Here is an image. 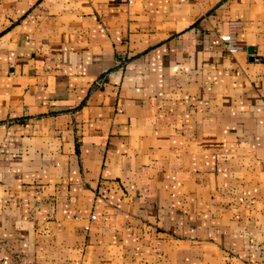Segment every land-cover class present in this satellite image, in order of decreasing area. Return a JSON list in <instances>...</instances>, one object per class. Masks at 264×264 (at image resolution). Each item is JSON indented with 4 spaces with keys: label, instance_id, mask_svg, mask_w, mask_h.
<instances>
[{
    "label": "crops",
    "instance_id": "0c3cea01",
    "mask_svg": "<svg viewBox=\"0 0 264 264\" xmlns=\"http://www.w3.org/2000/svg\"><path fill=\"white\" fill-rule=\"evenodd\" d=\"M0 264H264V0H0Z\"/></svg>",
    "mask_w": 264,
    "mask_h": 264
},
{
    "label": "built area",
    "instance_id": "2783aa9c",
    "mask_svg": "<svg viewBox=\"0 0 264 264\" xmlns=\"http://www.w3.org/2000/svg\"><path fill=\"white\" fill-rule=\"evenodd\" d=\"M126 1L130 2L131 0ZM234 26L235 23L231 22L230 28L227 31L219 33V38L223 42L226 51L229 53H233L240 48V45L237 42ZM94 83L96 86L103 84V78L97 79ZM91 217L94 218L95 215L92 214ZM85 227L88 228V225H86Z\"/></svg>",
    "mask_w": 264,
    "mask_h": 264
}]
</instances>
